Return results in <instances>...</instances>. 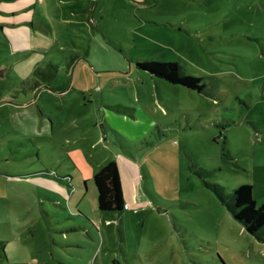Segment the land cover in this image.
<instances>
[{
    "label": "rangeland",
    "instance_id": "obj_1",
    "mask_svg": "<svg viewBox=\"0 0 264 264\" xmlns=\"http://www.w3.org/2000/svg\"><path fill=\"white\" fill-rule=\"evenodd\" d=\"M1 95L0 264H264L206 186L264 204V0H0ZM110 161L124 208L101 212Z\"/></svg>",
    "mask_w": 264,
    "mask_h": 264
},
{
    "label": "trees",
    "instance_id": "obj_2",
    "mask_svg": "<svg viewBox=\"0 0 264 264\" xmlns=\"http://www.w3.org/2000/svg\"><path fill=\"white\" fill-rule=\"evenodd\" d=\"M136 68L148 73L150 76L162 79L173 85H180L187 89L202 92L204 83L201 79L182 73L177 63L174 62H136ZM50 66H48L47 70ZM56 70V67L53 66ZM45 69V68H44ZM50 80L54 77L51 69L46 73L40 67L36 68L33 78L28 84L35 89L41 85L39 78ZM97 194V209L101 212H118L124 208L122 185L119 178L118 167L115 161H110L102 166L92 177ZM212 193L217 197L221 204L225 205L227 211L233 219L237 221L244 230L257 240L264 243V204L256 208L253 201V189L251 185L240 184L226 196L222 188L217 185L207 184Z\"/></svg>",
    "mask_w": 264,
    "mask_h": 264
},
{
    "label": "crops",
    "instance_id": "obj_3",
    "mask_svg": "<svg viewBox=\"0 0 264 264\" xmlns=\"http://www.w3.org/2000/svg\"><path fill=\"white\" fill-rule=\"evenodd\" d=\"M14 14V13H13ZM10 27H13L12 25H10ZM36 68H38V67H36ZM36 68H35V70H36ZM41 68V67H40ZM34 70V71H35ZM34 71H33V73H34ZM32 78H33V74H32ZM32 78H30L28 81H25V82H23L22 83V85H21V87H20V89L18 90V91H16V92H19V93H28V92H33V90L34 89H32V88H30L29 86H25L24 88L22 87L23 85H25V84H28V82H30V80L32 79ZM40 87V86H39ZM38 88V87H37ZM36 89V88H35ZM0 99L1 100H3L4 101V103H10V104H12V103H14L15 102V97H14V95H1L0 96ZM135 120V119H134ZM114 133H116L118 136H120L116 131H113ZM105 139H106V136H105ZM119 158H121L120 156H118ZM123 188V187H122Z\"/></svg>",
    "mask_w": 264,
    "mask_h": 264
}]
</instances>
